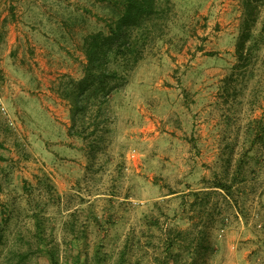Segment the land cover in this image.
Returning a JSON list of instances; mask_svg holds the SVG:
<instances>
[{"label": "rangeland", "instance_id": "rangeland-1", "mask_svg": "<svg viewBox=\"0 0 264 264\" xmlns=\"http://www.w3.org/2000/svg\"><path fill=\"white\" fill-rule=\"evenodd\" d=\"M245 1L164 3L74 127L84 41L123 4L0 0V264H264V0L240 57Z\"/></svg>", "mask_w": 264, "mask_h": 264}, {"label": "trees", "instance_id": "trees-1", "mask_svg": "<svg viewBox=\"0 0 264 264\" xmlns=\"http://www.w3.org/2000/svg\"><path fill=\"white\" fill-rule=\"evenodd\" d=\"M168 1L120 0L124 12L108 25V32L100 31L86 38L83 44L86 57L84 77L77 83L76 89L70 92L74 106V127L78 121L84 123L85 115L90 111H98V116L101 115L111 95L119 91L128 71L143 58L154 33V24L165 12L162 5ZM260 1H245L246 13L237 51L240 57H243L245 42L251 36L249 23L255 21ZM19 257L17 264H21L24 258L23 255Z\"/></svg>", "mask_w": 264, "mask_h": 264}]
</instances>
